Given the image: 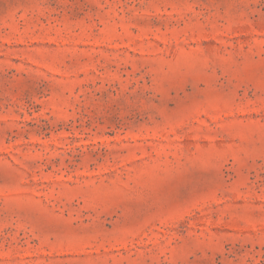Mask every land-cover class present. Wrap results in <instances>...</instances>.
<instances>
[{"label":"rangeland","instance_id":"374dc122","mask_svg":"<svg viewBox=\"0 0 264 264\" xmlns=\"http://www.w3.org/2000/svg\"><path fill=\"white\" fill-rule=\"evenodd\" d=\"M0 264H264V0H0Z\"/></svg>","mask_w":264,"mask_h":264}]
</instances>
